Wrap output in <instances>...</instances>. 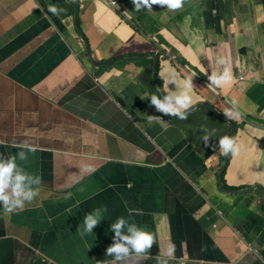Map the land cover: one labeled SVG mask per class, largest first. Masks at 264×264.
<instances>
[{"label":"crops","instance_id":"1","mask_svg":"<svg viewBox=\"0 0 264 264\" xmlns=\"http://www.w3.org/2000/svg\"><path fill=\"white\" fill-rule=\"evenodd\" d=\"M115 1L119 9L106 0H0V153L29 140L36 151L17 163L42 176L22 210L0 206V264L111 259L110 225L121 216L155 235L152 256L174 242L172 264H264V0H186L175 12ZM50 4L65 11L53 15ZM218 57L234 77L221 88L208 80ZM156 62L158 80L166 69L193 77L199 104L187 119L150 105L162 95ZM201 103L230 112L234 133ZM223 136L238 154L213 148ZM104 206L82 236L85 214Z\"/></svg>","mask_w":264,"mask_h":264},{"label":"clouds","instance_id":"2","mask_svg":"<svg viewBox=\"0 0 264 264\" xmlns=\"http://www.w3.org/2000/svg\"><path fill=\"white\" fill-rule=\"evenodd\" d=\"M106 1L119 9L115 0ZM131 2L136 11L141 9L153 11V5H157L175 12L183 8L186 0H131ZM48 11L53 15H59L60 12L65 10L50 4L48 5ZM156 44L163 51L164 57L169 58V61L178 65L177 55L173 54L163 43L157 42ZM216 64L220 66V69L212 68L211 74L208 75L209 85L221 88L226 84H230L234 77L232 69L225 58L218 57ZM205 74H207V71H205ZM160 79L165 81L164 86L162 85L163 82L161 83L162 89H160L163 94L150 96V105L154 106L156 111L163 115L174 116L181 120L187 119L193 104L191 95V90L194 86L192 83L193 77L188 76L181 79L174 69H166ZM170 84L174 85V90L169 88ZM225 115L230 117L231 113L226 112ZM148 117L149 121L156 119L155 116ZM204 131L203 139L207 145L211 134L206 129ZM11 146L21 150L15 154L5 155L0 153V206H3L8 212H14L18 209L22 210L26 203L32 202L39 195L38 186L42 184V176L29 173L17 163L18 160L26 161L28 154L36 151L35 147L27 139L19 143L13 142ZM216 147L219 148L220 154L225 156H228L229 153L236 155L240 151L235 138L229 136L221 137L218 140V145L213 146L214 149ZM84 170L88 172L94 171L90 166H86ZM107 211V207L104 206L95 208L85 214L81 235L93 233V229L98 226ZM137 214L140 213L137 211ZM110 229L114 235L112 243L106 248L105 255L106 257H111V259L106 258L102 261H97V264H143L144 261L150 258L155 259L156 264H172L175 259L176 245L174 242L169 241L165 248L160 249L157 255L152 256L151 249L156 244L155 235L146 228L134 222H129L123 216L116 218L111 223ZM43 261L47 262V259L43 258Z\"/></svg>","mask_w":264,"mask_h":264},{"label":"water","instance_id":"3","mask_svg":"<svg viewBox=\"0 0 264 264\" xmlns=\"http://www.w3.org/2000/svg\"><path fill=\"white\" fill-rule=\"evenodd\" d=\"M81 38H82V40H83V42L85 43V45H84V43H83V45H84V52H85V54H86V56H87V58L89 59V61L91 60L92 62H94V60L91 58V55H90V52H89V49H88V46H87V42H86V39L84 38V36L81 34ZM90 61V62H91ZM93 64V63H92ZM94 65V64H93ZM154 71H155V74H154V80H155V84H156V87L160 90V89H162V85H161V83L157 80V76H156V73H157V62L154 64ZM163 94V93H162ZM198 104L199 103H197V105H194L193 107H191V109L189 110V112H191L192 110H194L197 106H198ZM201 104H203V105H205L207 108H209L212 112H214L216 115H218L219 117H221V118H223V119H226V120H228V121H230V123H231V132L232 133H234V131H235V124L233 123V121H231L230 119H228L227 118V116L223 113V112H221L219 109H217L215 106H213V105H211V104H207V103H201ZM167 117H169L170 118V116H168V115H166ZM227 161V160H226ZM226 161H225V163H226ZM224 164L222 165V168H221V170H220V177L222 178V173H223V170H224ZM257 186H259V185H256V187ZM222 187H223V185H222ZM223 188H225V187H223ZM222 188V189H223ZM227 190H229V191H233V190H231V189H228V188H226ZM233 192H242V191H233ZM261 196H262V191H261ZM245 240H248V237L247 236H244L243 237ZM252 248H253V245H252Z\"/></svg>","mask_w":264,"mask_h":264},{"label":"rangeland","instance_id":"4","mask_svg":"<svg viewBox=\"0 0 264 264\" xmlns=\"http://www.w3.org/2000/svg\"><path fill=\"white\" fill-rule=\"evenodd\" d=\"M165 81L163 80V83H164ZM165 84V83H164Z\"/></svg>","mask_w":264,"mask_h":264},{"label":"built area","instance_id":"5","mask_svg":"<svg viewBox=\"0 0 264 264\" xmlns=\"http://www.w3.org/2000/svg\"><path fill=\"white\" fill-rule=\"evenodd\" d=\"M242 78V77H241Z\"/></svg>","mask_w":264,"mask_h":264},{"label":"trees","instance_id":"6","mask_svg":"<svg viewBox=\"0 0 264 264\" xmlns=\"http://www.w3.org/2000/svg\"><path fill=\"white\" fill-rule=\"evenodd\" d=\"M161 80V79H160Z\"/></svg>","mask_w":264,"mask_h":264}]
</instances>
